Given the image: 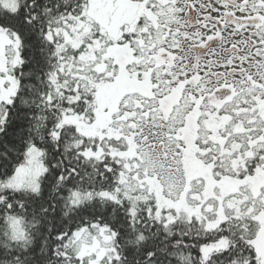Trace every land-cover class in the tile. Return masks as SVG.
<instances>
[{
	"label": "trees",
	"instance_id": "obj_1",
	"mask_svg": "<svg viewBox=\"0 0 264 264\" xmlns=\"http://www.w3.org/2000/svg\"><path fill=\"white\" fill-rule=\"evenodd\" d=\"M1 1L0 30L17 43L18 64L16 92L0 103V185L31 146L43 152L45 173L37 192L0 188V264H264L258 214H232L214 227L175 211L170 221L158 220L152 199L134 205L123 194L122 158L87 156L89 147L96 151L93 135L64 122L87 119L96 131L102 99L113 110V93L102 90L105 76L98 79L90 69L81 77L77 66L93 43L100 50L110 42L104 32L116 26L123 0H12L15 10ZM92 73L97 92L86 84ZM100 193H118V200ZM100 245L106 247L101 256L89 249ZM219 245L224 248L210 250Z\"/></svg>",
	"mask_w": 264,
	"mask_h": 264
},
{
	"label": "flooded vegetation",
	"instance_id": "obj_2",
	"mask_svg": "<svg viewBox=\"0 0 264 264\" xmlns=\"http://www.w3.org/2000/svg\"><path fill=\"white\" fill-rule=\"evenodd\" d=\"M122 3L127 29L118 48L125 54L116 53L122 65L116 74L115 67L107 69L102 80V90L113 93L114 109L117 102L179 108L173 132L183 166L200 169V157L214 155L227 167L264 172V0ZM175 36L181 37L177 55L170 42ZM157 145L165 149L162 141ZM207 176L206 188L212 180ZM257 220L264 225V217Z\"/></svg>",
	"mask_w": 264,
	"mask_h": 264
},
{
	"label": "rangeland",
	"instance_id": "obj_3",
	"mask_svg": "<svg viewBox=\"0 0 264 264\" xmlns=\"http://www.w3.org/2000/svg\"><path fill=\"white\" fill-rule=\"evenodd\" d=\"M1 3L5 8L11 10L17 8V2L14 3L12 0H2ZM108 7H110L109 9L112 8L111 6ZM115 25L111 26V31L104 32V36H107L110 40L104 45V48L100 49L99 47L100 50H97L93 43V48L90 51H85L79 57L77 75L83 77L92 69L100 79L103 75L108 77V70L114 67L113 74L117 73L116 66L120 62L116 57V53L125 54V52L120 53L118 48L123 42L120 37L122 28H119V26H123V31L127 29L124 26L122 15L118 16ZM178 28L179 26L176 25L175 31ZM179 39H181L180 36H175L170 40L174 55L178 53ZM95 43L99 44L98 42ZM99 45H103V43ZM124 48H127L126 44ZM139 53L142 54L143 51H139ZM17 64L18 45L4 31L0 30V103H9L16 92L17 83L12 70ZM120 65H122V62ZM105 71L106 74H104ZM95 75L92 73L91 76L87 77L86 84L91 88L93 86L97 92L99 80ZM102 106H105V111L102 110ZM132 107L133 115L128 113ZM107 109L112 113L108 114ZM98 111L100 113L98 112L96 115H100L99 118L102 119V122L100 128L96 131L93 130L87 119L78 122L75 117L70 116L64 122L78 124L83 130H86L85 134L93 135L94 140L90 144L96 146V151L89 147L86 150L87 156L93 157L95 154L107 153L112 157L122 158V191L124 195L131 198V200L133 199V202H131L134 205L152 199L155 206L154 216L158 220L170 221L172 218L170 212L175 211L176 213L182 212L191 218L201 219L199 220L200 223L207 227H214L213 224L218 222L219 219H223V217L230 216L235 209L237 211L244 210L245 214H250L253 217L259 213L260 218L264 217V203H262L264 201V180L258 181L260 179L259 169L250 167L252 168L250 172L248 168L244 167L239 170L234 166L232 168L227 167L229 163L226 165L214 155H211V159L206 156L204 158L200 157V161H202L200 162V169L189 165L183 166L180 150L176 143L178 137L173 132L179 122V108L165 109L152 102L147 104L117 102L113 111L109 103L102 99ZM0 118L3 119V114H0ZM81 118L83 119V117ZM106 121L115 122H112L110 128L105 129L107 125H103ZM106 138H111V140L105 141ZM115 139L119 140V151ZM210 139L218 142V144L224 142V139L216 140L211 136ZM158 141L165 144V149L163 148L166 153L165 158L157 152ZM207 153L211 154L210 151ZM42 155L43 152L40 149L34 146L29 147L25 154L24 163L16 169L4 184L0 185V188L26 189L37 192L39 179L45 173ZM208 159L209 161H207ZM259 171L262 176L264 172ZM207 174L212 178L207 184L208 188L204 185V181L209 179ZM97 196L118 200V193L115 195L100 193ZM126 196L122 195L121 198L128 200ZM12 226L15 233L19 234V238H21L22 232L18 222L14 221ZM105 237L108 241L109 237L107 235ZM97 245L98 243L95 242L94 246ZM86 248L84 247L85 250ZM105 248V246L100 245L99 247L91 246L89 249H95V252L100 250L97 254L101 256L105 253ZM218 248L222 249L224 246H211L210 250Z\"/></svg>",
	"mask_w": 264,
	"mask_h": 264
},
{
	"label": "water",
	"instance_id": "obj_4",
	"mask_svg": "<svg viewBox=\"0 0 264 264\" xmlns=\"http://www.w3.org/2000/svg\"><path fill=\"white\" fill-rule=\"evenodd\" d=\"M157 152L159 153V154H163L164 152H163V145H160L158 148H157Z\"/></svg>",
	"mask_w": 264,
	"mask_h": 264
}]
</instances>
